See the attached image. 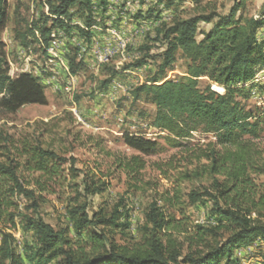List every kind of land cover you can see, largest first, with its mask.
Wrapping results in <instances>:
<instances>
[{"label": "rangeland", "instance_id": "1", "mask_svg": "<svg viewBox=\"0 0 264 264\" xmlns=\"http://www.w3.org/2000/svg\"><path fill=\"white\" fill-rule=\"evenodd\" d=\"M101 1L90 0V25L86 23L88 12L84 3H76L68 11L72 17L70 27L64 28L52 27L51 9L59 0H6L7 18L0 38L8 73L11 77L20 73L33 75L42 85L47 103L26 104L13 113L0 110V161L23 162L31 157L19 156V150L26 147L31 152L36 148L52 152L59 163V173L52 178L42 177L41 172L25 170L22 166L18 171L28 189L37 190L39 194V187L34 184L36 179L45 189L42 201L35 208L22 195L10 200L12 205L8 213L14 217L5 223V229L11 234L12 245L20 256L23 243L31 242L32 238L31 231L23 228L26 218L39 219L54 231L68 228L73 249L80 245L88 251V242L77 240L68 216V210L75 205L86 206L88 216L94 219L101 211L108 215L123 200L129 210L128 229L104 227L103 232L115 243L125 246H132L141 239L145 212L154 202L167 217L179 222L184 232H173L179 241L184 242L185 235H195V226L208 227L214 223L210 219L211 199L202 196L199 201L192 202L189 193L211 191L214 180L223 179L221 175L204 172L202 165L206 161L194 158L201 150L208 149V143L216 141L217 135L198 126L188 137L178 139L179 145L174 146L166 140L173 136L154 124L156 106L143 94L135 98L134 90L158 70L162 46L159 42L153 45L151 41L158 29L169 27L176 19L212 11L227 14L236 0H186L181 3L177 0H105L106 10H102ZM263 7L264 0H246L238 15L243 19L257 17ZM149 8L153 11L152 18L146 19L142 15ZM34 24L51 28L50 34L42 35L38 30L37 35L31 34L29 30ZM211 25L202 23L199 30L207 31ZM94 35L97 37L92 38ZM121 36L126 38L118 44L116 40ZM90 39L92 48H98V55L103 56L101 60L89 54ZM104 39L107 40L105 47ZM143 45H149L147 53L156 57L134 67L146 53L141 50ZM188 63L178 51L164 79H183ZM208 84L206 77L200 78V89ZM246 88L249 97L236 100L246 111L257 115L259 130L256 135L244 134L241 139L256 158L262 159L264 68ZM123 133L156 141V151L140 154L124 144ZM227 147L217 145L216 149ZM134 155L144 162V168L134 174L127 173L119 162L126 163ZM84 171L92 174L96 184L104 181L108 187L101 193L86 195L81 182ZM249 177L258 192H264V173H250ZM229 233L226 226L216 229L206 236V241L223 240ZM250 247L254 251L240 260L239 254ZM263 252L264 245L257 240L237 249L235 255L241 264H264ZM23 264H27V260H23Z\"/></svg>", "mask_w": 264, "mask_h": 264}, {"label": "trees", "instance_id": "2", "mask_svg": "<svg viewBox=\"0 0 264 264\" xmlns=\"http://www.w3.org/2000/svg\"><path fill=\"white\" fill-rule=\"evenodd\" d=\"M245 2L236 0L224 15L212 11L176 19L169 27L158 29L151 40L153 45L159 42L162 46L158 70L134 90L135 98L143 94L156 106L154 124L173 136L166 140L174 146L179 145L178 139L188 137L198 126L217 135V140L208 143V149L201 150L194 158L206 161L202 165L204 172L221 175L223 179H215L211 191L189 193L192 202L199 201L202 196L211 199L210 219L214 223L208 227L195 226V235H185L184 243L173 235L174 231L177 234L184 232L179 222L167 217L154 202L145 212L141 239L132 246H125L115 243L103 232L104 227L128 229L129 210L123 200L108 215L101 211L94 219L88 216L86 206L75 205L68 210V216L77 240L88 242V251L80 245L73 249L68 228L54 231L39 219L26 218L23 228L31 231L32 238L31 242L23 243L20 256L12 245L11 234L5 229V223L14 217L8 213L12 205L10 200L22 195L35 208L42 201L41 194L45 189L36 179L37 195V190L26 187L18 171L22 166L25 170L41 172V176L47 178L59 173V163L52 152L41 148L31 152L23 147L19 156H31L23 162L16 159L0 161V264H23V260H27V264H241L235 255L237 249L257 240L264 245V192H258L249 177L250 173H264V158H256L241 139L244 134L256 135L259 121L257 115L246 111L236 100L249 97L246 85L252 84L258 71L264 68V7L257 17L243 19L238 13ZM76 3H84L88 12L86 23L90 25V0H59V4L51 9L52 27L69 28L72 17L68 11ZM101 3L104 4L102 10H106L105 0ZM152 14V8H149L142 16L148 19ZM6 18L7 3L0 0V32ZM202 23L212 25L209 30L202 31L199 30ZM33 26L29 30L33 35L38 31L45 35L51 29ZM149 49V45L141 46L146 53L134 67L148 58L155 59V55L147 53ZM178 51L189 61L186 76L181 80H165L166 70L174 63ZM202 77H206L209 84L200 89ZM46 103L44 89L33 75H9L0 38V110L13 113L26 104ZM253 118L254 121H250ZM122 140L143 155L157 149L156 141L129 133H123ZM217 145L229 147L221 150L216 149ZM144 165L137 155L131 156L126 163L119 162V166L132 174L141 171ZM81 182L86 195L101 193L108 187L104 181L96 184L92 174L86 171ZM225 226L230 230L225 239L206 241V236ZM193 246L197 248L193 249Z\"/></svg>", "mask_w": 264, "mask_h": 264}, {"label": "built area", "instance_id": "3", "mask_svg": "<svg viewBox=\"0 0 264 264\" xmlns=\"http://www.w3.org/2000/svg\"><path fill=\"white\" fill-rule=\"evenodd\" d=\"M97 20H99V19H97ZM52 32H56V31L53 30ZM138 32H140V31H138ZM95 37H97V36L94 35V37H92V38H95ZM122 38H126V37H124V36L118 37V39L116 40V42H117L118 44H120V41H122ZM105 41H107V40L104 39V47H105ZM50 44H51V43H50ZM53 44H56V42L53 43ZM85 48H86V47H85ZM50 49H52L51 46H50ZM107 50H108V49H107ZM89 51H90L89 54H93V56L96 57V60H101V58L103 57V56L98 55V48H92V46H91V39H90V44H89ZM48 62L53 63V61H51V60H49ZM87 66H88V64H87ZM88 68H89V66H88ZM69 72H70V71H69ZM69 76L71 77V73H69ZM70 79H71V78H70ZM251 251H254V249H252L251 247L248 248L246 251H244V254H239V259H240V260L243 259V258L246 256V254H250Z\"/></svg>", "mask_w": 264, "mask_h": 264}, {"label": "bare ground", "instance_id": "4", "mask_svg": "<svg viewBox=\"0 0 264 264\" xmlns=\"http://www.w3.org/2000/svg\"><path fill=\"white\" fill-rule=\"evenodd\" d=\"M120 46V45H119ZM125 46V45H124ZM118 47V46H117ZM120 49V48H119ZM112 55V54H111Z\"/></svg>", "mask_w": 264, "mask_h": 264}]
</instances>
